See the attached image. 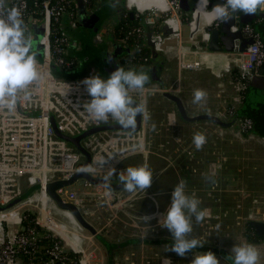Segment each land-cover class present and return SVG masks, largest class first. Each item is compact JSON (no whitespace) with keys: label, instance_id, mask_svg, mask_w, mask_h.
Wrapping results in <instances>:
<instances>
[{"label":"rangeland","instance_id":"1","mask_svg":"<svg viewBox=\"0 0 264 264\" xmlns=\"http://www.w3.org/2000/svg\"><path fill=\"white\" fill-rule=\"evenodd\" d=\"M122 2L123 8L128 5V0ZM133 11L135 10L131 9ZM105 27L106 23L102 24L101 30ZM182 36L187 40L186 26H183ZM174 69L180 75L179 81L173 73L176 76L173 75L166 83H152L144 87H148L146 101L143 103L146 105V113L139 135L108 133L109 137L104 135L105 142L101 141L99 147H91L93 160L88 174L100 179L108 169L99 167L96 162L116 156L107 166L115 167L117 176L127 167L147 166L153 173L151 187L146 192L127 193L109 191L101 186H90L85 181H78L67 188L77 193L82 200L79 211L96 235L90 234L78 223L76 227L77 224L70 220L68 213L58 209L53 202H46L45 217L48 221H41L40 229L53 235L47 228L56 224L63 227L69 235H75L80 246L79 253L75 254L79 264H108L107 250L102 241L124 244L129 240L140 242L115 250L112 264H191L195 255L207 251L213 252L220 264H229L221 253L232 256L231 250L235 245L245 244L257 248L260 254L258 264H264V241L253 242L248 238V235L250 237L253 234L248 223L264 222V141L256 136L243 135L236 127L226 132L211 122H184L175 104L165 99L164 94L179 97L188 116L207 114L220 118L222 122L229 121L225 118L228 108H239L240 95L237 84L236 89L224 87L220 92L214 88L211 90L213 92H209L210 88L202 71H179L176 64ZM195 89H202L210 96H214V91H217V99L206 96L204 102L194 104L192 101ZM229 94L233 96L231 99ZM260 97L249 94L247 104L258 102ZM153 124L156 126L155 131L152 130ZM195 133H202L206 137L201 150H196L192 142ZM110 139L117 140V143L111 142L112 148L109 147L110 143L107 144ZM85 161L83 156L79 158V164ZM51 166L55 170L58 163L54 161ZM66 168L70 167L65 165L62 168L64 172L53 173L54 176L67 178ZM8 180L12 181V178L0 177V188L5 186L4 189L1 188L4 192L0 189V202L9 196L5 194L10 190ZM180 180L186 181V193L194 194L201 201V210L206 212L202 223L196 224L193 219V232L189 236L190 239L200 240L204 246L193 249L185 257L166 251V246H171L173 239L166 228L159 226L162 214L171 203V193ZM117 183L118 180L114 177L112 184ZM15 185L19 190L13 194L14 198L18 192L21 195L26 189L25 179H17ZM33 200L31 197V203L26 199L22 201L25 204L21 205L19 212L26 208L33 210V217L36 219L39 218L38 208H41V204ZM145 215L154 218L145 224L141 219ZM57 238L65 249H72L65 241Z\"/></svg>","mask_w":264,"mask_h":264},{"label":"built area","instance_id":"2","mask_svg":"<svg viewBox=\"0 0 264 264\" xmlns=\"http://www.w3.org/2000/svg\"><path fill=\"white\" fill-rule=\"evenodd\" d=\"M83 1L89 11L97 12L98 8L94 6V0ZM180 1L167 0V7L163 12L155 10L139 12L135 8L128 7L130 12L131 9L135 10L132 13L136 21L135 26L125 24L121 27V40L132 50V54L126 60L128 66L141 67L149 64L150 57L144 55L142 49L143 47L150 49L146 45L147 35L145 33V28L150 27L154 51L161 53L168 60H175L179 71L201 70L203 64L209 62L214 55L225 54L228 58L225 71L229 73L236 71L238 75L237 85L240 95L238 102L241 103L242 94L247 91L251 81L258 75L263 65L264 41L249 23L239 20L243 13L238 12L233 15L234 23L230 31L240 32L246 40L250 39L253 43L248 45L243 52L239 51V43L234 45V51L231 53L210 52L207 47L210 32L219 29L222 23L211 16V11L214 3H222L223 0H203L199 6L196 0L191 12H184L180 8ZM186 1L190 3L192 0ZM71 3L73 0L41 1L42 19L39 22L44 30L41 41L43 49L36 59L42 79L31 86V99L27 101L21 99L19 102L21 112L34 115H23L18 109L14 113L0 109V177L12 178V181H7L10 190L5 192L9 196L5 201L0 202V208L8 206L10 200L19 198L34 186H39V189L26 201L31 203V197H33V202L41 204V208H38L39 218L36 219L33 217V210L26 208L19 212L24 202H20L12 209L0 211V264H30L36 258L38 261L35 264H79L75 255L79 252L69 247L65 249L57 242L48 247L39 245L42 236L37 228H40L41 221H48L45 217L47 200L50 203L53 202L46 195L45 188L52 182L70 179L74 171L77 172L79 158L83 156L71 143L54 133L51 119L54 120L57 131L69 138H76L93 128L118 124L114 120L107 123L94 121L83 110V103L91 98L81 81L90 76L99 75L96 70H90L81 79L69 81L60 80L51 73L52 65L67 68L74 65V61L66 58L67 49L74 45L67 38L60 24L61 17L67 14L73 26H76L77 18L75 20L66 10ZM14 5L21 8L23 18L26 20L28 0H9L6 7L10 8ZM127 15L129 14L126 13L123 17L127 18ZM52 24L59 26L58 33L53 40H51ZM183 26H186L188 30L187 40H184L182 36ZM99 39L102 40L101 37ZM146 92H148V87L140 91H132L130 95L136 103L143 104L146 101ZM236 110V106L228 108L225 118H228L232 122V127L238 128L243 135L255 137L249 133L252 127L251 120L239 117ZM218 119L221 121L220 118ZM140 130L136 133L104 131L87 137L80 144L92 158L91 147L97 148L101 145V141L105 142L104 135L106 137H109L108 133L139 135ZM111 142L117 143V140H109L107 144L110 143V148L113 145ZM54 161L58 163L55 170L51 166ZM65 165L70 167L66 168L68 177L61 179L55 177L53 173L64 172L62 168ZM19 178L25 179L26 189L21 195H18L20 193L18 192L14 198L13 194L19 190L15 185ZM4 187L3 185L1 188L4 189ZM2 189L1 192H4ZM57 194L64 202L72 203L78 209L81 206L82 200L77 193L61 189L57 191ZM29 215L33 217L30 220ZM20 226H23V230H19ZM41 230L43 231L42 228ZM49 235L54 238L58 237L55 234L54 236Z\"/></svg>","mask_w":264,"mask_h":264},{"label":"clouds","instance_id":"3","mask_svg":"<svg viewBox=\"0 0 264 264\" xmlns=\"http://www.w3.org/2000/svg\"><path fill=\"white\" fill-rule=\"evenodd\" d=\"M119 0H109V6L116 8ZM203 0H198V6ZM8 0H0V109L14 113L21 99H31V86L42 79L33 52V42L26 35L27 26L18 6L6 7ZM259 10L264 11V0H223L212 8L211 14L215 20L227 22L235 13L254 15ZM149 81V76L143 71L125 70L117 67L107 79L99 75L85 78L81 83L85 86L91 98L82 105L89 117L98 122L116 121L121 128L134 131L137 127L138 116H145L146 105L136 103L130 95L132 91L143 90ZM207 93L202 89L193 91V103L201 104L206 100ZM79 107V106H78ZM152 130H156L155 124ZM195 149L201 150L206 143L202 133H195L192 140ZM116 156L104 158L96 162L101 168L108 170L100 177L105 189H112L115 177L122 190L127 193L136 191L146 192L152 185L153 173L147 166L127 167L119 172L115 167L107 166ZM90 166H83L78 171L88 172ZM210 182H212L210 180ZM186 181L180 180L171 193V203L162 214L159 226L166 228L173 239L166 251L185 257L198 247L204 245L196 238H189L193 232V219L196 224L204 221L206 212L201 210V201L193 194L185 191ZM154 216H141L147 224ZM219 227V226H217ZM233 264H258L259 251L252 245H235L231 250ZM191 264H220L216 255L207 251L195 255Z\"/></svg>","mask_w":264,"mask_h":264},{"label":"water","instance_id":"4","mask_svg":"<svg viewBox=\"0 0 264 264\" xmlns=\"http://www.w3.org/2000/svg\"><path fill=\"white\" fill-rule=\"evenodd\" d=\"M73 3L75 6V9H76V17H77V21L79 22L80 27L85 29L88 32L90 39L92 41V46L97 47L98 45L101 44V40L99 39V33L101 31V27L103 24L102 17H100L96 12L89 11L86 3L83 0H73ZM219 3H221V2L214 3L213 6H215ZM180 8L184 12H190L191 11L190 3L187 2L186 0L180 1ZM129 15L131 18H133L132 12H130ZM255 17H256V14H254V15L243 14L240 16L239 20L243 23H249L251 21V19H253ZM233 23L234 22H233V18H232L231 20H229L227 22H222L219 29L211 30L210 40H209L208 46H207L208 50L210 52L231 53L234 51V45H236L237 43H239V51L243 52V51H245V49L247 48L248 45H251L253 43L252 40H250V39L246 40L240 32L232 33L230 31V28L233 25ZM146 30H147L146 45L150 48V50L152 52L153 60H154L155 64L158 65L161 69L162 65L165 62V58L161 53L155 52L153 49V44L151 43V35H152L151 28L147 27ZM166 32L167 31H165V33ZM43 34H44L43 27L35 25L32 42H33V52L36 56H38L43 49V47L41 45V41L43 39ZM101 47L105 53L106 47L105 46H101ZM98 67H99V70H100L102 75H105L106 72H113L114 71V70H111L113 65L111 66V68H106L105 70L101 65H99ZM109 67H110V65H109ZM153 70H154V68H153ZM263 76H264V62H263L262 67L258 71V75L255 78H253V80L251 81V84H250L251 87L259 89V90H264V78H263ZM163 97L175 104V107L177 109L179 116L181 117V119H183L186 122L207 121V122H211L213 124H216L220 127H226V124L221 122L215 116L200 115V116H196L195 118H190L186 114L185 108H184L181 100L179 99V97L171 95V94H164ZM17 109L19 112H21L20 104L18 105ZM21 113L23 115H34V114L24 113V112H21ZM136 120H137V127L132 132L121 128L120 125H118V124H115V125H107V126H102V127H98V128H93L91 130L84 132L83 134H81L80 136H78L76 138H69V137L61 135L57 131V128L55 126V122L53 119H51V124H52V128L54 130V133L59 138L71 143L75 148H77V150L84 156L86 161L77 166V168H76L77 172L75 174H73V176L70 179L58 180V181H55V182L48 184L45 188V193L55 203V205L58 207V209H60L61 211L68 212L83 229L87 230L92 235H96V232L93 229V227L85 221V219L83 218L79 209L76 206H74L72 203L64 202L61 199V197L57 194V191L61 190V189L70 188L71 186H73L78 181H85L90 186H101V187H103L100 179L94 178L93 176H91L87 172L85 173V172L78 171V169H80L83 166H91V162H92L91 155L83 149V147L81 146L80 143L82 140L86 139L87 137L94 135V134H97V133H100V132H104V131H125V132H130V133H136L141 128L143 117L138 116L136 118ZM38 189H39V186L32 187L26 193H24L22 196H20L16 200H14L8 206L0 208V211L6 210L10 207L15 206L16 204H19L20 202L29 198ZM109 191H123L122 185H119V183L112 184V189ZM249 225L255 231L257 238H263L264 237V222L252 221L249 223ZM19 230H23V226H20ZM139 242H140L139 240H129V241L125 242L124 244H110V243H107L105 241H102L103 246L107 250V255H108V260H109L108 264L113 263V258H114L113 252L115 250H119V249H121L127 245H130V244H138ZM255 242H257V241H255Z\"/></svg>","mask_w":264,"mask_h":264},{"label":"crops","instance_id":"5","mask_svg":"<svg viewBox=\"0 0 264 264\" xmlns=\"http://www.w3.org/2000/svg\"><path fill=\"white\" fill-rule=\"evenodd\" d=\"M161 2H162V0H128L127 6H130L131 8H135L139 12L140 11L142 12V11H145V9L149 8L150 6L159 4ZM75 11H76V9H75ZM118 20H119L118 16L116 17V19H113V20L109 16L103 20V24L106 23V27L100 31L99 37H101L102 42L100 45H98L96 47V46H92L91 39H87V38H90V36L85 29L80 27L79 22L76 21L77 25L73 26L72 21L70 20V17L67 14H65V16L63 18V23H64V25H66V29H65V31L67 32L66 35H68L70 40L74 41V44H73L74 48H71L72 50L70 49V52H72L71 53L72 55H75L77 57V60L79 61V64H81L82 67L86 66L87 72H89L90 70L93 69V70H96L98 74L99 73L101 74L99 67H98V64L101 65L104 68V70L106 68H111L112 65H113V67L111 68V70H116V68L118 66L123 67L125 70L132 69V67L128 66V64L126 62L127 58L132 54V50L124 42H122L121 39H117L114 36L113 26L116 23H118ZM250 22H254V24H256V27L261 28L262 31L264 32V30H263L264 29V11H261L258 9V11L256 12V17L251 19ZM29 23L30 24L27 27L26 35L30 36L32 39L33 35H34V26L35 25L41 26V23L39 21L34 20L33 18L29 19ZM146 29H147V27L145 28V33L147 35ZM146 42H147V40H146ZM101 46L106 47L105 53H104ZM150 52H151V50H150ZM217 55H222L223 57H225V59L228 62V58L225 54H217ZM151 58L153 59L152 52H151ZM175 64H176L175 60H172V59L168 60L165 58V62L160 69L161 70L160 71L161 76L159 77L160 82L166 83L167 81H169V78H171L174 75L173 73H175L177 75L176 80L179 81L180 75L176 73L177 71L175 72V69H174ZM109 65H110V67H109ZM154 66H152L151 68H153ZM156 66H158V65H156ZM147 68L149 69L150 67L145 66L139 70H144ZM225 70H226L225 69V61H223L222 58L213 56V58H211L210 62L204 63L202 69L198 70L196 72H199V71L203 72V78L207 80L208 86L210 88L209 92H213L211 90H213L214 88L216 90L217 89L220 90V92H222V89L224 87L236 89L237 88L236 84L238 81H236L234 79L235 76L233 75L232 72L229 73V72H226ZM192 72H194V71H192ZM176 75H174V77ZM155 84H157V83H155ZM210 86H212V87H210ZM250 87H251V85H250ZM251 88L252 89L250 90L251 91L250 94L256 95V96H264V90H259V89L253 88V87H251ZM203 89H204V87H203ZM204 90H208V88L205 87ZM214 93H215L214 96L213 95L210 96L209 94L207 96L211 97L210 99L215 100V99H217L218 92L214 91ZM231 93H232V91H231ZM228 97L231 99L233 96L229 94ZM182 104H183V102H182ZM240 107H241V104H240L239 108ZM184 108H185V106H184ZM185 111H186V109H185ZM203 115H207V114H203ZM197 116H200V115H197ZM189 117L195 118L196 116L195 117L189 116ZM184 122H186V121H184ZM203 122H207V121H203ZM186 123L187 124L200 123V121H198V122H186ZM223 123L226 124V127H220L219 126L220 127L219 129H222L223 131L227 132L233 128L231 121L223 122ZM256 137H258V136H256ZM258 138H260V137H258ZM261 140H263V139H261ZM68 191L71 192L72 190H68ZM70 220H71V218H70ZM76 227H78V225ZM47 229L49 231H51L53 234H55L56 236H58L63 241H67L71 245V248L74 250L73 247L75 245V242H76V240H79L75 235H69L63 227L58 226L56 224L52 225V227L48 226ZM74 251L79 252L80 246H79L78 251L77 250H74Z\"/></svg>","mask_w":264,"mask_h":264},{"label":"trees","instance_id":"6","mask_svg":"<svg viewBox=\"0 0 264 264\" xmlns=\"http://www.w3.org/2000/svg\"><path fill=\"white\" fill-rule=\"evenodd\" d=\"M41 1L42 0H28V17L25 20L26 25L30 24L29 23V19L30 18H33L36 21H40L42 19V15H41ZM195 2H196V0L190 1L191 11H192V7H193ZM66 10H67V13L68 14H72L73 18L76 20V11H75L74 4L71 3L70 6L66 8ZM124 14H126V13L123 12L120 15L119 21H118V23H116L117 25L115 24L113 26L114 36L117 39H121L122 38V33H121V27L122 26H124L125 24H128L130 26H135L136 25V21L133 18H131L130 15H127V18H124L123 17ZM108 16L110 18H112V20L116 19V17H117L115 14H111V15H106L105 18H107ZM63 18H64V16L61 17V23L60 24H61V27L63 28V31H64L65 35H66L67 34V32L65 31L66 25H64V23H63ZM249 24L256 30L257 33H259V35L261 36L262 40L264 41V32L262 31V29L256 27V24H254V22H249ZM76 25H77V22H76ZM58 27H59L58 25L52 24L51 34H53V35H52V39L51 40H53L54 36H56V34L58 33ZM66 36H67V38H69L68 35H66ZM71 42H72V44H74V41L71 40ZM71 48H74V47L70 46L67 49L66 58L68 60H70V61H74V65L72 67L67 68V67H57L55 65L51 66L52 75L55 76L56 78L60 79V80L69 81V80L81 79L87 73L86 66L82 67L81 64H79V61L77 60V57L75 55L71 54L72 53V52H70ZM142 51H143L144 55H147L148 57H150V62H149V64H147V66L150 67V68L149 69L147 68V69H144V70H139V69H141L142 67H145V66H141V67L140 66H135V67H132V69H134L136 71H143L149 76V81H148V83L145 86L150 85L152 83H157V84L161 85L160 84V80H159L160 71H161L160 67L155 65L154 60L151 58V52H150L149 49L143 47ZM98 66H99V64H98ZM152 66H154L153 67L154 70H153V68H151ZM111 73L112 72H106L105 75H102V74L99 73V75L101 77H103V78H108V76ZM232 73L235 76L234 79L237 81V77H238L237 72L233 71ZM251 89L252 88L249 86L247 91L242 94V100H241V103H240L241 107L236 110V113L241 118H246V119L251 120L252 127H251L249 133H251L253 135H256V136H258V137H260L261 139L264 140V98H263L264 96H262V98L259 96L260 100L258 102L254 103L252 105H248L247 104V99H248V95L251 92L250 91ZM28 218L30 220L33 217L31 215H29ZM249 223H248V228H249V230L252 231L253 234L250 237L248 235V238H250V240L253 241V242H255V241H260V242L264 241V237L263 238H257V236L255 234V231L250 227ZM37 229H38L39 234L42 236L41 240L39 242L40 246L48 247V246H50L51 244H53L55 242L60 243V245L62 246V243H61V241L59 239L50 236L48 233L42 231L40 228H37ZM221 256L223 258H225L229 262V264H233V260L230 258L231 256L228 253H223L222 252ZM37 261H38V258H36V260L31 262L30 264H35V263H37Z\"/></svg>","mask_w":264,"mask_h":264},{"label":"flooded vegetation","instance_id":"7","mask_svg":"<svg viewBox=\"0 0 264 264\" xmlns=\"http://www.w3.org/2000/svg\"><path fill=\"white\" fill-rule=\"evenodd\" d=\"M93 4L95 7L98 8L97 14L102 17L103 20L105 19L106 15L115 14L116 16H118L119 19L120 15L123 12H128V14L130 13L127 5H125L123 8L122 0H119L118 5L115 9L109 6V0H94Z\"/></svg>","mask_w":264,"mask_h":264},{"label":"bare ground","instance_id":"8","mask_svg":"<svg viewBox=\"0 0 264 264\" xmlns=\"http://www.w3.org/2000/svg\"><path fill=\"white\" fill-rule=\"evenodd\" d=\"M166 7H167V0H162V2L161 3H159V4H156V5H152V6H150L149 8H147V9H145V11H152V10H155V11H158V12H163V11H165L166 10ZM145 11H142V12H145ZM141 12V11H140ZM211 16L213 17V15L211 14ZM45 55H46V52L44 53ZM44 55V56H45ZM215 57H219V58H222V60L223 61H225L226 62V59H225V57H223L222 55H214ZM213 58V57H212ZM211 60V59H210ZM210 62V61H209ZM66 213H68V212H66ZM69 214V213H68ZM70 215V214H69ZM70 217H71V219L72 220H74L75 221V223L77 224V222H76V220L70 215ZM78 225V224H77ZM66 243H67V245L68 246H70L71 247V245L67 242V241H65ZM74 250H79V240H76V242H75V245H74Z\"/></svg>","mask_w":264,"mask_h":264}]
</instances>
